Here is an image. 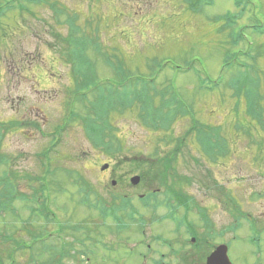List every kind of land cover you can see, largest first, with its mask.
Listing matches in <instances>:
<instances>
[{
    "label": "rangeland",
    "instance_id": "374dc122",
    "mask_svg": "<svg viewBox=\"0 0 264 264\" xmlns=\"http://www.w3.org/2000/svg\"><path fill=\"white\" fill-rule=\"evenodd\" d=\"M3 1L0 0V4ZM59 1L61 4L57 6H66L70 14L81 15V24L88 33L93 30L87 23L93 20L101 30L102 41L120 48L129 67L138 66L143 75H153L152 71L148 72L147 59L154 58L168 61L170 66L195 60L193 65L203 71L195 73L198 69L192 65L194 71L179 76L166 105H158L154 112L150 111L156 123L140 118V104L134 105L131 111L125 110L122 116L115 115L112 121L117 126L115 136L120 142L115 137L114 149L108 150L93 142L89 129L88 109L97 92L93 84L102 83L104 78L117 79L127 95L147 93V87L137 80L140 74L118 76L97 60L98 76L91 81L88 91L78 94L74 89L72 64L63 53L66 45L56 35H67V27L59 26L54 30L52 25L57 23L54 8L33 6L36 15L24 12L19 16L17 8L4 7L6 16L0 17V122L6 124L8 131H2L0 151L7 157L8 164L3 161L0 172H5L6 176V171L11 174L17 192L13 200L16 214L0 215L1 233L15 235L18 240L23 238L30 244L31 236L20 229L39 228L44 222H26L31 205L21 194L32 199L37 192L35 189L42 188L52 195L51 209L58 217V222L46 224L47 229L55 233L60 226H69L71 231H63L66 241L74 236L80 240L60 250L71 254L63 264L163 262L155 252L166 253L171 261L169 264H201L214 246L231 240L234 235L238 239H232L229 252L233 264H264V131L259 137L255 135L259 127L251 128V124L257 126V123L250 119L245 109L247 93L264 95V34L252 35L251 28L264 27V0H212L210 7L209 0H198L194 9L186 8L184 0ZM223 15L228 17L220 22ZM226 25L231 29L227 27L220 32ZM239 34L242 42L232 45V39H238ZM238 51L243 53L232 55L239 54ZM247 53L249 56L245 57ZM228 54H231L232 69L224 70L221 65L223 59L228 60ZM243 62L247 67L238 66ZM163 75L169 78L171 71L166 69L160 83L164 81ZM199 76L216 82L211 86L203 85ZM200 82L206 89L199 87ZM209 87L213 91H208ZM237 88L242 92L238 107L234 98ZM173 92L177 102L171 98ZM189 110L196 121H200L199 127H213L216 131L211 134L209 129L204 130L208 132L203 140L207 150L220 149L224 145L222 137L227 134L225 147L229 146L230 152L211 165L205 162L198 145L190 138L180 159L173 164L174 170L169 173L177 184L189 185L182 188L190 194L185 201L189 204L188 220L193 221L204 240V243L195 241L194 246L185 242L184 233L179 236L176 226L182 222L180 217L175 222L158 221V216L166 213L158 206L168 200L167 188L174 181L158 171L147 173L149 163L155 164L164 150L172 152L176 138L190 130L193 121ZM89 116L95 119L94 112ZM166 123L169 126L166 127ZM237 124L243 125L246 131L237 134ZM96 125L98 130L104 129L98 122ZM244 132H251V137L255 135L258 143L263 141L261 151L256 145H250ZM102 134L108 139L111 137L107 132ZM167 135L170 137L168 145L164 141ZM189 135H194L197 141L200 139L197 131ZM157 150L160 151L158 155ZM137 175L142 179L134 186L131 178ZM79 186L92 190V196L83 201H88L91 209L80 204L85 195L80 193ZM63 189L60 194L59 190ZM154 193L158 194L146 198ZM115 197L124 198L125 202L114 204ZM179 197L171 195L169 200L181 203ZM96 205L109 213L115 210L117 214H110L103 220ZM204 213L208 214L206 221L201 216ZM238 215H248L262 232L253 233L243 221L245 219L236 220ZM118 216L124 220H112ZM120 224L124 228L121 231L116 227ZM79 229L86 232L78 235ZM222 230L226 232L223 237L218 234ZM178 237L179 246L176 245ZM251 239L260 243L254 246ZM56 240L53 236L48 244L59 248ZM150 246L153 247L151 251ZM178 249L180 257L169 258L170 250ZM7 254L8 248L0 246L5 264L10 263ZM32 256L33 251L30 254L18 252L17 263L29 264ZM52 258L50 253L43 254L40 264L51 262Z\"/></svg>",
    "mask_w": 264,
    "mask_h": 264
},
{
    "label": "trees",
    "instance_id": "16d2710c",
    "mask_svg": "<svg viewBox=\"0 0 264 264\" xmlns=\"http://www.w3.org/2000/svg\"><path fill=\"white\" fill-rule=\"evenodd\" d=\"M51 1L53 3H51ZM57 4H61L59 0H4L3 3L0 5L2 6V9L0 8V17H5L4 15V7L10 6L11 9L17 8L16 12L19 16H23L24 12L25 14L29 16H33L36 13L32 10L33 6H49L54 8L55 15H57V23L55 25H52L54 30H58V27H67V35L64 37L61 36V33H56L57 37H61L62 43L66 45V48L63 50V53H65L66 57L69 58V61L71 62L72 67V75L74 77V89L77 90L76 93L80 94L82 92L88 91L92 85L91 81H95L96 75L98 76V70H97V60H101L103 63V66L106 68L112 70L115 74L118 76L121 75L125 77L124 75H127L126 73H138L139 78L137 80L146 88L148 91L147 93L142 92L141 94H134L131 93L129 95L125 94L123 92V88L120 85V83L117 81V79H105L103 82H96V84H93V86L97 87L96 95L93 96V102L90 103V112H94L95 119L93 120L92 117L90 118L89 113L88 120H89V129L92 134V140L94 143H96L99 147H106L108 150L114 149V141L116 139L119 141L118 136H115L117 126L112 121L113 118H115V115L122 116L125 110L131 111L130 109L134 107V105L140 104V111L141 116L140 118L150 122V123H156L154 121V115L150 112L151 110L157 109L158 105H166L167 101H169V92H171L172 88H175L177 86V81L179 79V76L182 73H187L188 71H194L192 65L195 60L192 62L186 61L184 63H172V66H170V62L168 61H160L157 60V58L154 59H147L148 64V72L152 71L153 75H143V71L136 66L132 69L128 65V62L123 59V51L120 48L112 47L110 45H106L102 39L100 38V28L96 26L95 22L93 20H89L87 23L90 25L93 31L90 33L86 32L84 25L81 24V15L77 13L70 14L68 12V8L66 6L59 7ZM3 15V16H2ZM17 15V16H18ZM16 16V15H15ZM228 16L221 17L220 19L225 20ZM96 26V27H94ZM66 41V42H65ZM236 41V40H235ZM239 40L236 42V45H238ZM232 45H235V43H231ZM63 45V44H62ZM112 49V53L110 52ZM245 51V50H244ZM239 52V51H238ZM123 53V54H122ZM243 52L233 53L232 55H241ZM228 58L230 57V54L227 55ZM229 60V59H228ZM226 61H224L225 63ZM174 64V65H173ZM195 65V64H194ZM193 65V66H194ZM195 67V66H194ZM196 68V67H195ZM138 69V71H137ZM170 70L171 76L168 78L167 75H163L162 78H164V81L160 83L162 74L165 73V71ZM198 69V68H196ZM223 69H232V65L227 61L226 64H224ZM142 73H140V71ZM203 71L202 69H198L195 71V73H201ZM209 76V75H208ZM199 80L201 82H209L210 84H204L203 85H213L215 81H211L209 77L207 79H201L199 76ZM222 76L220 78V82L222 81ZM200 82L199 87H204ZM219 84V83H218ZM258 85V84H257ZM202 89H206L205 87ZM208 91H213L211 87L208 88ZM89 92L88 94H90ZM174 93V92H173ZM94 94V93H93ZM242 92L240 90L236 89V94H234V98L236 97V107L240 104L239 98L241 96ZM252 91L247 93V101H246V114L250 117L252 121H255L257 123V126L254 124H251V128L257 129L259 127V131H256L255 135L259 137V134L264 131V95L261 93L259 94H252ZM132 97V99H131ZM91 98V97H90ZM171 98H174L177 102V95L174 93ZM253 101V102H252ZM166 102V103H165ZM165 103V104H163ZM148 104V105H147ZM152 106V108H151ZM148 107L151 109L149 110ZM148 111V112H147ZM92 119V120H91ZM114 120V119H113ZM99 123V126H104V129L97 128L96 123ZM169 123V122H167ZM166 123V127L169 126V124ZM200 121H196V119L193 121V127L197 129V131L200 134V139L198 140L197 144L199 147V151L201 155L203 156L205 162H208L210 164H216L220 159V157H223V151L228 152V150L224 147V145L219 147L217 151H210L207 150V147L205 146V143L203 142V138L207 136V133H216L215 129L212 127L207 126H200ZM67 125V124H66ZM64 125V127L66 126ZM63 127V128H64ZM165 127V128H166ZM198 127V128H197ZM220 128V127H218ZM114 129V130H113ZM209 129V130H208ZM166 132H170L169 129H165ZM208 130L207 133L205 131ZM236 133L241 134L240 131H246L245 127L243 125L237 124ZM8 131L6 124L0 122V137L4 135L3 132ZM103 132H107V134H110V139L108 137L103 136ZM245 133V132H244ZM242 133L243 135H246L250 139V145L255 146L260 149V151L263 148V142L261 140L260 143L257 141L255 142L254 137H251V132ZM116 137V139H115ZM227 134L226 137H222L223 143L227 142ZM167 143H170V137L167 136ZM120 142V141H119ZM177 143V144H176ZM184 141L181 143L180 141L175 140L176 147L172 151L169 156L164 157L160 156L155 164L149 163V168H147V173H150L151 171H158V173L162 176L168 177L169 173H171L172 170H174L173 164L177 162L178 156L180 153V149L183 145ZM258 143V144H257ZM186 144H184V147ZM224 152V154H225ZM158 155L159 153L156 152ZM8 164V159L6 156H4L0 151V164L1 163ZM3 163V164H4ZM131 163H134L131 161ZM177 164H175L176 166ZM7 176L4 173L0 172V215H9V214H16L14 212L15 210V201L14 200V194L15 191L17 192V188L14 183V179L9 175L6 171ZM46 175V174H45ZM9 176V177H8ZM172 181H174L173 185H171L168 190L170 193L174 196H180L179 198L185 197V193L182 189V186L184 185V182H180L179 184L176 183L175 177H173V174L169 177ZM170 181V180H169ZM45 185V184H44ZM76 186V185H75ZM40 189V191H38ZM37 192L33 193L32 199L30 196H23L21 194V197L25 199V201L30 204L29 210L30 214L28 216V220L26 222H31L35 220L43 221L44 224L40 225L39 228H31V227H25L24 229H20V231L26 232L27 235H30L32 238V241L30 244H28V241L25 239H16L14 236L10 235H3L2 229L0 230V246L1 249L8 248V254L7 258L10 260L9 264H15L14 260H12V253L13 251H27V250H33L38 251V257H41L45 253H50L51 256H53L51 262H48L46 264H63L64 259L67 256H70L71 254L63 253V251L60 250H66L67 248H70L71 245L75 244V241H80L79 238H76L77 236H74L70 241H66L64 237V230H70L71 227L60 226L59 224H56L60 226L59 231L53 232L51 230L47 229L46 224L49 223H55L58 222V217L55 212V210L51 209V205L53 202L52 195L48 192V190L43 191L42 188L35 189ZM80 193L84 194L85 196L80 199V204L83 206H88V208L91 209V206H89L88 201L84 202V199H89L90 196H92V190L85 189L82 186H79ZM5 192V193H4ZM64 192L63 190H59V193ZM91 192V195H90ZM170 194V195H171ZM31 199V200H28ZM33 200V201H32ZM169 201V200H168ZM183 201V200H182ZM234 204L236 203L235 200H232ZM112 202L114 204H119L125 202L124 198H113ZM185 205H188L187 203H183ZM240 207V205H239ZM93 208V207H92ZM95 209L98 211L99 214L102 216L103 220H106L107 217H109L110 214H117L115 210L113 212L107 211L106 208L100 207L98 208V205H96ZM242 217V216H240ZM247 218V217H246ZM247 222L249 223L250 229L253 232H256L255 226L256 224H253L249 219H247ZM67 225V224H66ZM76 229V228H75ZM86 232L83 230L77 231V234L80 235V233ZM19 234V233H18ZM18 236V235H17ZM54 236L56 238L59 248L55 246V244H48L51 241V238ZM56 241H53L55 243ZM255 244H259L260 242L257 239H253ZM41 243V244H37ZM31 261H38L34 258V256L31 258ZM0 264H5L4 259L0 256ZM45 264V263H44Z\"/></svg>",
    "mask_w": 264,
    "mask_h": 264
},
{
    "label": "water",
    "instance_id": "95a60500",
    "mask_svg": "<svg viewBox=\"0 0 264 264\" xmlns=\"http://www.w3.org/2000/svg\"><path fill=\"white\" fill-rule=\"evenodd\" d=\"M134 184H138L139 178H136L132 180ZM210 262L208 264H230L229 259L227 257V250L225 247L219 249L214 255L213 258L209 260Z\"/></svg>",
    "mask_w": 264,
    "mask_h": 264
}]
</instances>
